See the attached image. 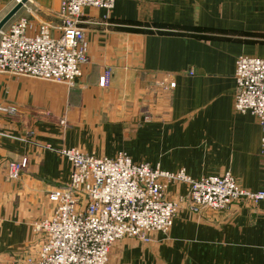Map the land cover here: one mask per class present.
Wrapping results in <instances>:
<instances>
[{"label": "crops", "instance_id": "0c3cea01", "mask_svg": "<svg viewBox=\"0 0 264 264\" xmlns=\"http://www.w3.org/2000/svg\"><path fill=\"white\" fill-rule=\"evenodd\" d=\"M14 3L0 0V21ZM81 26L89 62L74 86L0 73V264L37 247L49 193L70 180L62 149L125 153L195 179L230 172L264 191L262 126L234 110L237 58H264V0H117L85 8ZM10 161L23 164L18 179L7 178ZM108 264H264V200L200 214L185 206L149 243L117 241Z\"/></svg>", "mask_w": 264, "mask_h": 264}, {"label": "built area", "instance_id": "2783aa9c", "mask_svg": "<svg viewBox=\"0 0 264 264\" xmlns=\"http://www.w3.org/2000/svg\"><path fill=\"white\" fill-rule=\"evenodd\" d=\"M116 2L61 0V25L41 22L36 27L25 16L11 20L0 31V72L74 85L89 60L80 27L85 8L113 10ZM112 78L106 68L100 86L109 88ZM235 79L234 110L253 114L264 132V58L239 56ZM61 154L71 162L70 180L49 193L53 212L34 224L41 239L16 264H108L117 241L149 243L154 232H170L185 206L200 214L264 200V191L243 188L230 172L195 179L185 170L164 171L125 153L97 157L73 148ZM22 170L21 162H8L7 178L18 179ZM172 184L186 186L187 193L170 197Z\"/></svg>", "mask_w": 264, "mask_h": 264}, {"label": "rangeland", "instance_id": "374dc122", "mask_svg": "<svg viewBox=\"0 0 264 264\" xmlns=\"http://www.w3.org/2000/svg\"><path fill=\"white\" fill-rule=\"evenodd\" d=\"M13 1L15 2L14 4H17V0H13ZM57 1L59 2L58 8H57V5H56L57 4L56 3ZM60 7H61V0H29L28 3L23 6V8L20 10V12L13 19L19 18L21 16H25V17L28 18V20H29V22L31 24H33L36 27H38L41 22H48V23L54 24L55 22H53V20H54L55 17H57L58 20H59L57 24L58 25H61L62 22H61L60 17H59ZM50 8L51 9H53V8L56 9L57 8V11L55 12V14L50 11ZM56 14H58V15H56ZM82 18H83V16H82ZM82 18H81L80 27H82L81 26V24H82ZM88 57H89V55H88ZM88 62H89V60H88ZM87 63H85V64H87ZM82 66H81V73L83 75ZM108 68H110V67H108ZM105 69H104V71H105ZM110 69L112 70V68H110ZM0 73H2V72H0ZM19 77H21V76H19ZM29 78H33V77H29ZM44 81H46V80H44ZM77 81H78V79L75 81V84H76ZM48 82H50V81H48ZM99 82H100V78H99ZM57 84H60V83H57ZM65 85H69V84H65ZM74 85H69V86H74ZM4 109H5V111H8V112L11 111L8 108H4Z\"/></svg>", "mask_w": 264, "mask_h": 264}, {"label": "water", "instance_id": "95a60500", "mask_svg": "<svg viewBox=\"0 0 264 264\" xmlns=\"http://www.w3.org/2000/svg\"><path fill=\"white\" fill-rule=\"evenodd\" d=\"M29 0H21L17 3L12 10L0 21V31L11 21L13 18L20 12L25 4L28 3Z\"/></svg>", "mask_w": 264, "mask_h": 264}, {"label": "bare ground", "instance_id": "6f19581e", "mask_svg": "<svg viewBox=\"0 0 264 264\" xmlns=\"http://www.w3.org/2000/svg\"><path fill=\"white\" fill-rule=\"evenodd\" d=\"M21 0H17V3H19Z\"/></svg>", "mask_w": 264, "mask_h": 264}]
</instances>
